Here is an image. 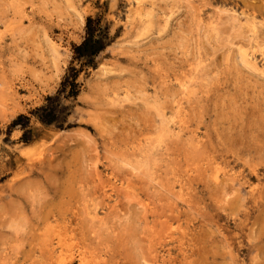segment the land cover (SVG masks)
Returning <instances> with one entry per match:
<instances>
[{"label":"rangeland","instance_id":"obj_1","mask_svg":"<svg viewBox=\"0 0 264 264\" xmlns=\"http://www.w3.org/2000/svg\"><path fill=\"white\" fill-rule=\"evenodd\" d=\"M263 4L0 0V264H264Z\"/></svg>","mask_w":264,"mask_h":264},{"label":"trees","instance_id":"obj_2","mask_svg":"<svg viewBox=\"0 0 264 264\" xmlns=\"http://www.w3.org/2000/svg\"><path fill=\"white\" fill-rule=\"evenodd\" d=\"M101 17L96 18L88 17L85 19V37L82 42L73 47V59L85 60V64H92L93 58L100 53L109 43V37L107 34V28L102 26ZM77 69L69 67V73L63 78L60 84V90L54 97H48V105L39 108L42 112L39 118L42 122L49 124L57 122V99L61 92H65L67 97H74L78 92V84L76 83Z\"/></svg>","mask_w":264,"mask_h":264},{"label":"bare ground","instance_id":"obj_3","mask_svg":"<svg viewBox=\"0 0 264 264\" xmlns=\"http://www.w3.org/2000/svg\"><path fill=\"white\" fill-rule=\"evenodd\" d=\"M247 2V1H246ZM250 2V1H249ZM248 5V4H247ZM264 5V4H263ZM261 8V7H260ZM239 10V9H238ZM252 13V12H251ZM237 15V14H236ZM235 16V15H234ZM231 17V16H230ZM236 17V16H235ZM248 17V16H247ZM235 19V18H234ZM248 19V18H247ZM251 20V19H250ZM252 21V20H251ZM250 22V21H249ZM252 25H253V23H251ZM254 27V26H253ZM250 57V56H249ZM245 60V59H244ZM262 64V63H261ZM254 65V64H253ZM256 68V67H255ZM27 151V150H26ZM29 159V158H28ZM27 159V160H28ZM17 161V160H16ZM17 163V162H16ZM214 178L215 179H217L216 178V176H214ZM62 237L63 236H61V239H62ZM64 240V239H63ZM51 241V240H50ZM62 242V241H61ZM65 243V242H64ZM49 244V243H48ZM54 244H56V245H54L52 248H50L51 249V253L52 252H55L59 247H60V241H57L56 243H54ZM61 244H63V243H61ZM52 245V244H51ZM61 250V249H60ZM69 250V249H68ZM58 251V250H57ZM57 253V252H56ZM49 254H50V251H49ZM66 255H68V254H66ZM65 255V256H66ZM52 256V255H51ZM57 256V255H56ZM53 258V257H52ZM66 258V257H65ZM56 261V260H55ZM61 263V262H60ZM63 264V263H62Z\"/></svg>","mask_w":264,"mask_h":264}]
</instances>
